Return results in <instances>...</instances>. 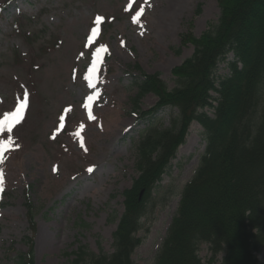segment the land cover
Wrapping results in <instances>:
<instances>
[{
    "label": "rangeland",
    "instance_id": "obj_1",
    "mask_svg": "<svg viewBox=\"0 0 264 264\" xmlns=\"http://www.w3.org/2000/svg\"><path fill=\"white\" fill-rule=\"evenodd\" d=\"M17 16L25 19L20 34L12 27ZM218 18L215 0H0V118L27 93L20 122L10 133L0 132V141L12 137L0 151V264H15L17 255L28 251L26 186L35 208L34 264H71L81 247L112 252L122 193L137 176L136 147L145 127L136 123L130 101L137 93L132 82L139 77L134 67L159 74L173 89L172 69L193 53L192 46H181L180 36L192 25L199 37ZM40 47L48 51L38 52ZM97 49L104 59L90 71ZM15 55L30 58L36 70L28 75L26 66L14 64ZM231 60L230 54L218 64L217 77L228 75ZM108 68L113 74L104 80ZM156 103L147 95L140 110ZM205 112L213 116L211 109ZM176 114L165 109L155 123L168 127ZM204 150L203 130L194 122L143 220L134 264H154ZM199 257L202 264H221L223 254L212 262L202 245ZM255 257L264 264V248Z\"/></svg>",
    "mask_w": 264,
    "mask_h": 264
},
{
    "label": "trees",
    "instance_id": "obj_2",
    "mask_svg": "<svg viewBox=\"0 0 264 264\" xmlns=\"http://www.w3.org/2000/svg\"><path fill=\"white\" fill-rule=\"evenodd\" d=\"M215 1L217 23L209 24L199 37L189 25L180 36L181 46H192L193 53L172 69L173 89L159 74L134 67L139 77L132 82L137 93L130 101L136 123L145 124L136 147L137 176L122 193L123 212L112 235V252L95 254L81 247L73 253L71 264H134L143 220L151 213L159 183L194 122L203 130L205 150L182 189L154 264H202V245L211 252L212 262L223 254L221 264H261L255 254L264 248V0ZM24 21L17 16L13 22L18 34ZM230 54L228 75L217 77L218 64ZM29 60L18 55L13 59L14 64L26 66L28 75L36 70ZM111 74L113 69L108 68L102 77L106 80ZM147 95L157 103L142 111L140 101ZM165 109L177 114L164 128L155 119ZM206 109L213 111L212 117ZM29 193L30 187H24L31 236L26 238L28 251L18 254L15 264H34L35 208Z\"/></svg>",
    "mask_w": 264,
    "mask_h": 264
},
{
    "label": "snow or ice",
    "instance_id": "obj_3",
    "mask_svg": "<svg viewBox=\"0 0 264 264\" xmlns=\"http://www.w3.org/2000/svg\"><path fill=\"white\" fill-rule=\"evenodd\" d=\"M143 12V8L140 9V11L136 12V15L132 17L133 22L136 23L137 22V18L142 14ZM102 18L100 16L96 17V23H99L100 20ZM96 29L93 28L92 29V33L93 35L95 34ZM91 38V37H90ZM101 50L97 49V52L94 53V62H93V68L90 71H94L95 70V66H96V62L99 60V52ZM86 79L89 80V85L91 86V78L90 77H85ZM89 100H92L93 98L91 96L88 97ZM27 106V93H25L24 95V100L22 103H18L17 107L15 108L14 111L12 112H8V113H4L3 117L0 118V132H11L12 128L15 126V124L19 123L20 120L22 119V114L25 110ZM61 119H63V117H61ZM12 143V137L9 135L8 140L5 141H0V151L3 150V147H5L7 144H11ZM89 172H92L93 169L89 168L88 169Z\"/></svg>",
    "mask_w": 264,
    "mask_h": 264
}]
</instances>
